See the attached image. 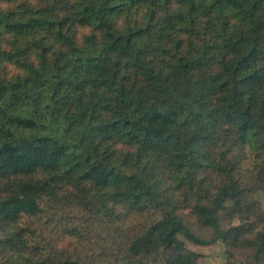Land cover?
<instances>
[{
    "label": "trees",
    "instance_id": "16d2710c",
    "mask_svg": "<svg viewBox=\"0 0 264 264\" xmlns=\"http://www.w3.org/2000/svg\"><path fill=\"white\" fill-rule=\"evenodd\" d=\"M0 4V264L264 262V0Z\"/></svg>",
    "mask_w": 264,
    "mask_h": 264
},
{
    "label": "rangeland",
    "instance_id": "374dc122",
    "mask_svg": "<svg viewBox=\"0 0 264 264\" xmlns=\"http://www.w3.org/2000/svg\"><path fill=\"white\" fill-rule=\"evenodd\" d=\"M3 6L0 4V8ZM86 33V29H80L79 31L80 36ZM9 69L14 72L13 67ZM250 203L254 205L255 209H259L264 214V190H256L250 198ZM179 214L193 233L203 240L210 241L208 244L198 245L183 237L181 238L185 241L188 249L199 255L198 264H264V262L255 259V251L251 248L245 246L234 247L221 240L211 242L215 238L213 230L201 224L192 208L182 209ZM240 223L239 219L222 216V227L225 229L237 226ZM73 244L83 246L79 238H75ZM156 264L162 263L158 262Z\"/></svg>",
    "mask_w": 264,
    "mask_h": 264
}]
</instances>
